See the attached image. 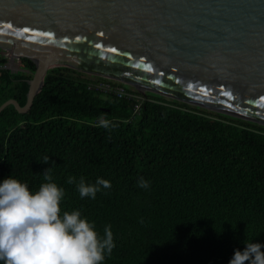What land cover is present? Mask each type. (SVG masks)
<instances>
[{
  "label": "trees",
  "instance_id": "obj_1",
  "mask_svg": "<svg viewBox=\"0 0 264 264\" xmlns=\"http://www.w3.org/2000/svg\"><path fill=\"white\" fill-rule=\"evenodd\" d=\"M17 65L0 69V104L26 102L36 67L27 57ZM101 81L113 79L52 67L27 112L6 106L0 180L11 175L35 191L52 166L62 209H79L101 234L111 226L116 247L104 264H228L246 239L264 244V125L151 91L133 112L128 99L90 86ZM69 175L103 177L111 188L81 198Z\"/></svg>",
  "mask_w": 264,
  "mask_h": 264
},
{
  "label": "water",
  "instance_id": "obj_2",
  "mask_svg": "<svg viewBox=\"0 0 264 264\" xmlns=\"http://www.w3.org/2000/svg\"><path fill=\"white\" fill-rule=\"evenodd\" d=\"M19 57L26 102L0 112L66 66L264 125V0H0V58Z\"/></svg>",
  "mask_w": 264,
  "mask_h": 264
},
{
  "label": "clouds",
  "instance_id": "obj_3",
  "mask_svg": "<svg viewBox=\"0 0 264 264\" xmlns=\"http://www.w3.org/2000/svg\"><path fill=\"white\" fill-rule=\"evenodd\" d=\"M99 123L106 129L116 127L107 119ZM49 161L50 156H44L42 163ZM43 176L45 182L35 191L11 175L0 180V264H104L116 247L111 226L105 225L101 234L79 209L63 210L66 191L53 179L52 166ZM67 183L75 185L81 198L93 200L111 188L103 177L88 182L84 176L77 180L69 175ZM137 185L147 189L150 181L141 176ZM244 243L228 264H264V244Z\"/></svg>",
  "mask_w": 264,
  "mask_h": 264
},
{
  "label": "built area",
  "instance_id": "obj_4",
  "mask_svg": "<svg viewBox=\"0 0 264 264\" xmlns=\"http://www.w3.org/2000/svg\"><path fill=\"white\" fill-rule=\"evenodd\" d=\"M0 69H8L10 71H17V63L10 64L3 58H0ZM91 87L101 91L104 94L113 95L119 98H125L132 102L133 112H138L140 110L141 104L145 99V94L142 91L112 82V81H101V82H91ZM95 119L94 122L99 123L100 120ZM103 120V119H101Z\"/></svg>",
  "mask_w": 264,
  "mask_h": 264
},
{
  "label": "snow or ice",
  "instance_id": "obj_5",
  "mask_svg": "<svg viewBox=\"0 0 264 264\" xmlns=\"http://www.w3.org/2000/svg\"><path fill=\"white\" fill-rule=\"evenodd\" d=\"M8 27L11 28L12 25L9 24ZM24 31H25V32H28L29 29H28V28H25ZM43 35H52V33H50V32H46V33H43ZM101 35H103V33H101ZM111 50H112V51H116V49H111ZM261 99H264V97H261Z\"/></svg>",
  "mask_w": 264,
  "mask_h": 264
}]
</instances>
